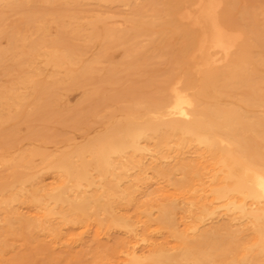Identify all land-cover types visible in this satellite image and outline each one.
Here are the masks:
<instances>
[{
    "label": "rangeland",
    "instance_id": "1",
    "mask_svg": "<svg viewBox=\"0 0 264 264\" xmlns=\"http://www.w3.org/2000/svg\"><path fill=\"white\" fill-rule=\"evenodd\" d=\"M176 80L188 128L159 112ZM242 162L264 0H0V264H264Z\"/></svg>",
    "mask_w": 264,
    "mask_h": 264
},
{
    "label": "bare ground",
    "instance_id": "2",
    "mask_svg": "<svg viewBox=\"0 0 264 264\" xmlns=\"http://www.w3.org/2000/svg\"><path fill=\"white\" fill-rule=\"evenodd\" d=\"M183 14H185V11ZM187 14L184 16H187ZM230 39H231V37H230ZM232 39H235V38H232ZM238 41H239V39H238ZM204 42H206V41H204ZM200 44H203V43H200ZM204 44H203V46H204ZM215 47L224 50V52H226V50L228 48L227 44L222 39V37L219 40V42H217ZM230 51H227L226 53H229ZM171 94H173L171 100L168 103H166L163 107H161L159 112H160L162 118L165 121H167V123H169L173 128H175V129L188 128L187 127L189 125L188 122L189 123L191 122V119L193 116L192 112H193L194 102L191 98H189L188 96H186L184 94L183 90L181 89V81L180 80H176L175 82H173L171 84ZM191 129H193V128L191 127ZM199 133H200V137L202 139L210 140V138L207 135H205L204 132L199 131ZM211 138H218L220 140L219 143L221 145L226 144V143L228 145H231L223 136H221L219 134H213V135H211ZM242 166H243V175L247 178L249 184L247 183L248 185L246 184L244 189L241 186L231 184L230 186H228L227 192H236V193H240L242 195H244L245 192L249 193V195L253 199V202L251 204L252 209L246 208V202H245L246 197L244 196L241 199V211L244 214H249V215H252L256 218H258V217L260 218L261 216H264V169L259 168L256 165H251V164L246 163V162H242ZM259 193H261L262 196L259 197ZM192 229L193 228L189 225L185 226V232L186 233L190 232ZM254 234H255L254 240L256 241V243L261 245L262 248H264V229H263V227L257 226L254 229ZM137 245H138V243L133 244V246H132L133 252L136 251ZM131 254H132V252H130V251H127V253H126L127 256H130Z\"/></svg>",
    "mask_w": 264,
    "mask_h": 264
}]
</instances>
